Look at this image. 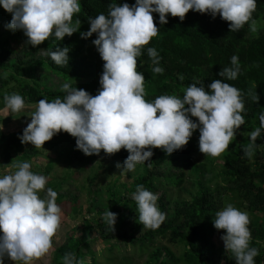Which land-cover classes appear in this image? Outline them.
Masks as SVG:
<instances>
[{"label":"trees","instance_id":"trees-1","mask_svg":"<svg viewBox=\"0 0 264 264\" xmlns=\"http://www.w3.org/2000/svg\"><path fill=\"white\" fill-rule=\"evenodd\" d=\"M135 2L79 0L81 9L74 14L73 23L79 19L80 29L62 40L50 37L36 47L26 44L28 38L22 30L7 28L12 15L0 6V105L5 107L3 97L6 93L20 94L26 107L35 106L40 99H63L66 93L60 88L64 83L83 89L92 96L97 95L101 89L99 81L104 61L92 42L97 34L84 39L81 33L89 30V17L107 15L110 5L128 3L131 6ZM152 15L159 29L158 35L144 46L142 55L137 58V71L145 77V99L151 102L160 95L182 98L185 89L193 83L197 86L203 83L205 90L210 92L208 85L217 79L240 89L245 102V111L241 113L245 123L237 130L229 150L219 157L209 156L197 165L195 157L201 153L198 128L182 149L171 155L160 148L152 149L150 160L142 166L136 165L135 171L126 172L127 178L121 180L124 161L129 155L126 149L122 148L111 156L103 150L99 155L88 156L77 149L76 138L64 131L55 134L44 143L43 148L37 149L30 143H21L19 137L23 128L8 134L0 131V168L9 166L15 171L11 167L14 163L29 162L32 172L47 178L45 192L49 187L54 191L62 190L65 182L71 180L78 170L80 172L85 164L97 163L89 166L94 171L90 182L96 180L99 170L108 179L103 189L86 186L88 200L84 210L85 213H92L95 219H84L81 235L69 237L55 249L53 264H63L65 253H74L84 264H138L131 254H118L121 245H130L137 255H144L142 264H235L234 257L225 253L212 239L215 231H219L214 227L215 213L227 204L248 214L251 221L248 227L252 234L249 246L259 251L254 258L255 264H264V130L256 141L258 147L253 158L249 160L243 152L250 143L248 135L260 126L259 116L264 113V0H257V9L253 13L257 21L256 32L250 30L249 24L238 32H231L229 22L219 14L213 18L210 13L190 10L182 22L179 17L168 14V23L164 25L160 24L158 13ZM57 47L69 48V60L65 66H58L49 56ZM148 47L155 48L162 57L159 64L164 68L162 75L152 72ZM233 55L239 57L241 72L235 80H224L219 73L224 67H231L230 58ZM4 73H8L6 79ZM250 91L257 92L260 97L258 103L248 95ZM191 119L198 123L197 118ZM37 157H42L45 164L35 162ZM97 157H101L102 162L95 161ZM213 159H221L222 163ZM58 162L67 166L75 162L77 169L71 173L68 166L65 170L67 177L50 175ZM117 163L120 168L116 167ZM174 169L181 173H176ZM192 173L195 176L190 179L189 186L191 184L192 188H183L188 198L172 199L168 194L169 187H180L184 175L192 176ZM137 185H143L154 194L160 193L157 206L166 214V219L157 230L144 228V232L139 233L143 225L139 222L138 206L132 198ZM59 199H67L72 204L77 201L76 197L67 198L64 192L57 195L56 201ZM82 209L79 207L80 213ZM107 210L117 214L114 231L102 219ZM92 234L105 244L99 253L93 250L95 238ZM157 238L173 247H181V254L176 256L169 246L154 245L153 241ZM86 257L89 263L85 262ZM7 260L5 257L4 264Z\"/></svg>","mask_w":264,"mask_h":264},{"label":"clouds","instance_id":"clouds-1","mask_svg":"<svg viewBox=\"0 0 264 264\" xmlns=\"http://www.w3.org/2000/svg\"><path fill=\"white\" fill-rule=\"evenodd\" d=\"M0 6L12 15L7 28L22 30L28 38L26 44L32 47L53 36L62 40L81 27L79 19L73 23L74 14L81 9L79 0H0ZM256 9L257 0H136L131 6L128 3L110 5L107 15L89 17L90 28L81 33L84 39L97 34L92 42L104 61L98 94L92 96L64 83L60 88L66 93L63 99H40L35 104V110L29 115L31 122L19 137L21 143L40 149L55 134L64 131L76 138L77 149L88 156L99 155L101 150L111 156L126 149L129 155L123 171L131 172L137 164L150 160L154 148L168 155L182 149L199 128L201 153L195 157V163L198 161L196 164L200 165L209 156L219 157L230 148L237 130L245 123L241 114L245 111L241 90L217 79L208 85L210 92L203 83L200 86L193 83L185 89L182 98L160 95L149 102L145 99V77L137 71V58L144 46L158 35L153 13L159 14L161 25L168 23V14L179 17L181 22L190 10L210 13L213 18L219 14L229 22L231 32L240 31L245 24L256 32L257 21L253 18ZM68 52L67 47H57L49 56L58 66H65ZM147 54L153 65L152 72L162 75L164 68L159 66L162 57L152 47L147 48ZM230 63L231 67H224L219 73L224 80H235L241 72L237 55L230 58ZM7 76L4 73L5 79ZM248 95L255 103L259 102L256 91ZM3 99L5 113L19 114L26 108L20 94L6 93ZM191 117L197 118L198 123ZM259 121L260 126L250 132V143L243 149L249 160L264 130V113L260 114ZM213 161L222 163L221 159ZM11 167L16 170L9 168L0 176V232L3 233L0 264H4L5 257L6 264H35L52 248V238L61 226L63 213L56 203L58 194L52 188H47L46 198H40L39 193L48 182L44 175L32 172L29 162H16ZM116 167L121 165L117 163ZM184 181H187L185 175ZM132 198L138 206V219L143 228L159 229L166 214L157 206L158 195L137 185ZM102 219L114 231L117 214L107 210ZM250 222L248 214L232 204L215 213L214 227L226 230L221 239L235 264H255L254 258L259 255L258 249L249 246ZM63 264H84V261L78 260L74 253H65Z\"/></svg>","mask_w":264,"mask_h":264},{"label":"rangeland","instance_id":"rangeland-1","mask_svg":"<svg viewBox=\"0 0 264 264\" xmlns=\"http://www.w3.org/2000/svg\"><path fill=\"white\" fill-rule=\"evenodd\" d=\"M3 109L4 107L0 105V125H2V128H0V131L5 134H8V133L17 131L18 129L26 128L28 123L31 122V117L29 115L31 112L35 110V107L27 106L19 114L5 113ZM240 138H241V135L238 136V139ZM34 160L37 163L45 164L42 157H37ZM94 160L97 162H102L101 157H97ZM197 160H200V158H198ZM74 163L75 162H71V164H68L69 170L71 173L75 172L77 169V165H74ZM196 163H198V161H196ZM95 164L97 163L83 165V168H81L80 172L78 170L76 174L72 175L71 180H67V182H65V184L62 186V190L60 189L56 190L57 194L60 195L61 193L64 192L67 198L71 196L76 197L77 201L74 204H72L67 199H63L62 201L61 199H59L58 201H56L57 205L60 206L62 213H63L62 218H61V226L59 230L57 231V233L52 238V248L50 249L49 253H47L41 259L37 260L35 264H53L55 249L63 245L69 237L73 236L75 238L81 235V233L83 232V228H84V223H83L84 219H89L90 217L91 218L94 217L95 219V216H93L92 213L90 214L85 213L86 211L84 210L85 205H86V200H88L86 186L89 185L92 189H96V188L103 189L106 181L108 180L104 176V172L102 170H99L98 176H96V180L90 182V178L92 177L94 171H92V168H90L89 166L91 165L94 166ZM137 165L142 166V164H137ZM68 166L64 162L62 163L58 162L57 165L54 166L53 169L51 170L50 175H53L55 177H62V176L67 177L66 174H68V172H65V170ZM9 168H10L9 166H7L5 169L0 168V176H2L5 173V171ZM121 174H122L121 175L122 177L120 176L121 180L126 179L125 176L127 173L124 171H121ZM194 177L195 176L193 175V173H192V176H190V174L186 175L185 180H188V181H184L181 187L179 188L169 187L168 194L172 197V199L173 198H188V194L183 188L185 189L192 188L191 184L189 186V183H190V179L193 180ZM129 182H131V180H129ZM67 190H70L69 194L67 193ZM45 193H46L45 191L40 192L39 193L40 198L42 199L46 198ZM155 194H157L158 197L160 196V193H155ZM79 207L83 208L82 213L79 212ZM97 216L98 215L96 214V217ZM143 232H144V228L142 226L139 229V233H143ZM225 234H226V230L221 229L219 231H215L212 239L214 240L215 244L218 247L222 248L225 253H228L225 250L224 242L221 239V237ZM92 237L95 238L93 250L96 253H99L104 248L105 244L99 239H96L94 234H92ZM153 244L154 245L163 244V245L169 246L173 250V252L176 254V256H179L182 251L181 247H173L169 243L165 242L164 240L161 241L158 238L153 241ZM123 252L124 254H131L133 260H135L138 264H142L143 261L145 260V256L137 255L136 251L134 252L130 245H125V246L121 245L120 250L118 251V254L123 255ZM114 253H116V250L114 251ZM84 260L86 263H89V258L86 257ZM12 264H14V262Z\"/></svg>","mask_w":264,"mask_h":264}]
</instances>
